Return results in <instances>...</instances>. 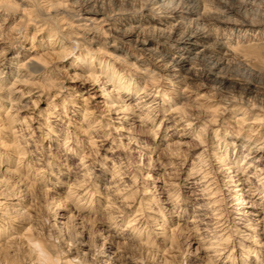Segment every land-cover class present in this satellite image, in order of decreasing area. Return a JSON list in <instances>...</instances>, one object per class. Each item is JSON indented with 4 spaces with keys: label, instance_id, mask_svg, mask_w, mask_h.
<instances>
[{
    "label": "clouds",
    "instance_id": "9594fccd",
    "mask_svg": "<svg viewBox=\"0 0 264 264\" xmlns=\"http://www.w3.org/2000/svg\"><path fill=\"white\" fill-rule=\"evenodd\" d=\"M0 264H264V0H0Z\"/></svg>",
    "mask_w": 264,
    "mask_h": 264
}]
</instances>
